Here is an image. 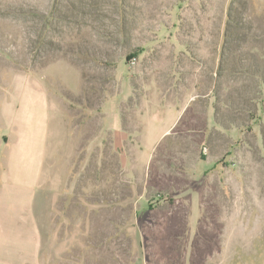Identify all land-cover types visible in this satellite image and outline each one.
<instances>
[{"label": "rangeland", "instance_id": "374dc122", "mask_svg": "<svg viewBox=\"0 0 264 264\" xmlns=\"http://www.w3.org/2000/svg\"><path fill=\"white\" fill-rule=\"evenodd\" d=\"M41 97L29 264H264V0H0V186ZM111 103L127 164L101 130ZM159 108L181 118L148 171L141 115Z\"/></svg>", "mask_w": 264, "mask_h": 264}, {"label": "crops", "instance_id": "0c3cea01", "mask_svg": "<svg viewBox=\"0 0 264 264\" xmlns=\"http://www.w3.org/2000/svg\"><path fill=\"white\" fill-rule=\"evenodd\" d=\"M34 103L29 105L23 103L21 108L23 121L18 130L17 140L10 146L7 165L2 174L0 264L36 262L41 250V231L34 203L42 183L47 151L45 136L50 126V116L48 104L43 97L39 100L35 98ZM177 111L179 112L177 117L175 109L172 111V109L159 108L142 113L141 131H139V135L143 138L141 151H148L150 155L153 148L171 133L181 118V112ZM101 127L102 131L111 129L114 148L119 151L122 163L127 164L130 155L124 147L133 134L125 128L123 115L117 105L115 108L112 103L105 106V118ZM148 157L149 171L153 154Z\"/></svg>", "mask_w": 264, "mask_h": 264}, {"label": "built area", "instance_id": "2783aa9c", "mask_svg": "<svg viewBox=\"0 0 264 264\" xmlns=\"http://www.w3.org/2000/svg\"><path fill=\"white\" fill-rule=\"evenodd\" d=\"M132 63L135 64L136 63V58L132 59Z\"/></svg>", "mask_w": 264, "mask_h": 264}]
</instances>
